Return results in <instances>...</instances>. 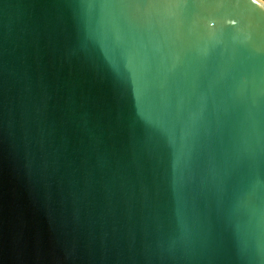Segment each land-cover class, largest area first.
Instances as JSON below:
<instances>
[{
    "label": "water",
    "instance_id": "obj_1",
    "mask_svg": "<svg viewBox=\"0 0 264 264\" xmlns=\"http://www.w3.org/2000/svg\"><path fill=\"white\" fill-rule=\"evenodd\" d=\"M0 264H264V1L0 0Z\"/></svg>",
    "mask_w": 264,
    "mask_h": 264
},
{
    "label": "built area",
    "instance_id": "obj_2",
    "mask_svg": "<svg viewBox=\"0 0 264 264\" xmlns=\"http://www.w3.org/2000/svg\"><path fill=\"white\" fill-rule=\"evenodd\" d=\"M264 1V0H263Z\"/></svg>",
    "mask_w": 264,
    "mask_h": 264
}]
</instances>
